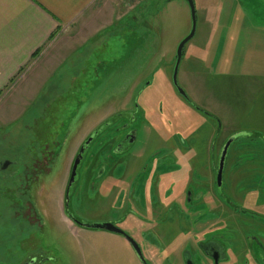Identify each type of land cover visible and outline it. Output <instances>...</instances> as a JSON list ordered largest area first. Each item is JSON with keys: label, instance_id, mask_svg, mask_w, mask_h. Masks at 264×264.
<instances>
[{"label": "rangeland", "instance_id": "374dc122", "mask_svg": "<svg viewBox=\"0 0 264 264\" xmlns=\"http://www.w3.org/2000/svg\"><path fill=\"white\" fill-rule=\"evenodd\" d=\"M135 1L140 0H127L125 8L130 9ZM193 3L195 31L183 46L177 82L191 95L193 103L210 113L217 112L220 119L212 120L192 103H186L171 81L177 45L191 28L186 0H142L135 11L116 21L93 43L69 55L35 99L18 96L16 103L24 105L21 117L0 127V162L11 163L5 171L0 169V193L7 194L13 187L23 188L24 174L20 173L13 182L9 173L24 171L22 163L42 158V153L54 161L49 164L47 186L61 188L76 144L86 134L91 133L87 136L90 138L97 129L102 132L89 141L79 165L81 175L76 187L80 193L85 188L88 182L83 185V170L95 147L103 144L98 156L103 164L98 173L92 174L88 190L86 205L92 212L80 217L87 223L115 222L124 210L127 212L130 205L126 196L132 180L131 197L140 203L144 197H151L150 187L155 185L161 171L170 172L169 177L175 172L176 179L173 176V181L164 186L174 188L179 172L183 171L181 160L175 159L181 154L180 148H184V154L188 147L192 155L204 161L212 127L215 131L218 128L222 135L241 133L228 149V165L234 159L262 156L264 0H193ZM73 60L79 61V66L72 67ZM129 129L135 130V139L125 146L120 157L111 148ZM220 133L212 141L218 142ZM212 144L216 145L208 143ZM117 156L119 162L110 167L108 164ZM129 162L123 185L121 177ZM194 172L201 177L198 168ZM190 186L200 197L210 194L204 185L200 189ZM179 188L174 192L172 189L175 200L180 195ZM4 203L7 200L0 198V210L7 212ZM213 214L211 210L205 217ZM194 217L192 214L190 220ZM7 226L10 227L9 222ZM165 230L164 240L152 241L156 250L176 242L173 230ZM59 231L74 241L64 225ZM74 243L77 251L72 264H142L120 234L81 228ZM150 254L151 250L145 255L151 258V264L170 262L168 258L158 263V257ZM171 260L173 264L176 261L173 257Z\"/></svg>", "mask_w": 264, "mask_h": 264}, {"label": "flooded vegetation", "instance_id": "af4514ba", "mask_svg": "<svg viewBox=\"0 0 264 264\" xmlns=\"http://www.w3.org/2000/svg\"><path fill=\"white\" fill-rule=\"evenodd\" d=\"M173 60L175 63V56ZM171 81L186 103H192L191 105L212 120L220 119L217 112L210 113L201 105L193 103L191 95L188 96L179 87L178 82L176 85L173 83L172 75ZM178 88L184 92V95ZM221 123H218V127H221ZM115 129L119 132L118 128ZM101 132V129L93 131L92 137L99 136ZM135 133V130L129 129L121 135L111 148L113 153L120 156L125 146L134 141ZM216 133H220L219 129L215 131L212 127L206 140L204 161L199 160L200 156L192 155L188 147L185 148L184 154H182L184 148H180L181 154L175 159L181 160L180 167L183 171L179 172L177 183L172 188L174 192V189L180 186L177 200L172 196V189L164 187L167 181H173L175 172L169 177L170 172L162 174L161 171L156 177L157 170H155L152 179L153 181L156 177L155 185L150 187L151 197H144L143 203L131 197L134 181L129 183L126 196L129 202L131 201L127 203L130 205L129 210L127 212L124 210L115 222L114 220L110 222L135 240L145 264H151V258L145 255L146 251L150 250V257L157 256L158 263L170 258L168 264H173L171 260L173 257L176 259L174 264H264V152L256 159L254 157L234 159L230 166L226 160L227 152L231 143L241 133L233 132L235 134L229 136L220 133L218 142L212 141ZM88 135L86 134L76 144L68 161L61 188L51 189L47 186L49 164L54 161H50L51 158L43 153L42 158L22 163L24 171L9 173L13 182L19 179L20 173H23L25 184L23 188H10L7 194L0 193V198L7 200V203H4L7 212L0 210V264H69V258L72 264L77 251V243L74 241L76 239L77 242L78 233L84 228L80 224L82 222L80 217L88 216L92 212L87 210L90 206L86 205L92 174L98 173V168L103 164L98 160L104 146L100 144L89 156L83 170V185L86 181L88 183L80 193L76 188L81 175L78 169L90 144L89 142L84 144ZM233 135L237 137L226 150L221 175L218 176L223 146ZM212 142L216 145H208ZM82 145H84L82 158L77 166L74 180L68 187L71 166ZM118 156L108 164L110 167L119 162ZM129 164L131 162L128 163L121 177L123 185L127 179ZM10 165L11 163L2 160L0 169L5 171ZM136 165L137 163L134 162L133 167L135 168ZM140 167L143 171L146 170L145 167L139 166V169ZM195 168L201 172V177L199 173L197 174L199 178L194 174ZM102 171L103 169L99 173ZM184 175L187 177H183ZM112 179L114 178H107V180ZM110 184L111 181H108V186ZM191 184L197 189L204 185L205 191L208 193V188L210 194L201 197L196 195L197 190L195 191ZM211 210L214 214L205 217ZM192 214H195V217L190 220ZM8 222L10 227L7 226ZM61 225L69 230L74 241L60 234ZM165 228L168 231L173 230L176 242L156 250L152 241L164 240L167 232ZM125 234L121 235L124 239ZM145 234H147L146 238ZM144 239L149 242H145ZM67 240H71V243ZM127 243L129 244L128 241ZM130 247L133 249L131 245ZM143 247L147 250L144 251ZM141 263L144 264L142 261Z\"/></svg>", "mask_w": 264, "mask_h": 264}, {"label": "crops", "instance_id": "0c3cea01", "mask_svg": "<svg viewBox=\"0 0 264 264\" xmlns=\"http://www.w3.org/2000/svg\"><path fill=\"white\" fill-rule=\"evenodd\" d=\"M126 1L0 0V127L21 117L20 94L35 99L69 55L142 2L126 9Z\"/></svg>", "mask_w": 264, "mask_h": 264}, {"label": "water", "instance_id": "95a60500", "mask_svg": "<svg viewBox=\"0 0 264 264\" xmlns=\"http://www.w3.org/2000/svg\"><path fill=\"white\" fill-rule=\"evenodd\" d=\"M189 11H190V18H191V28L189 33L179 41L177 48H176V52H175V63H174V67H173V72H172V80L173 83L176 85L177 81H176V75H177V70H178V66H179V62L181 59V54H182V49L184 44L193 36L194 31H195V8H194V3L193 0H186ZM179 92L181 94L184 95V92L179 89ZM92 137V135H91ZM90 138H88L86 140V142L84 144H88V142L90 141ZM237 137V135H233L231 136L224 144L223 146V150L221 153V161H220V165H219V172H218V176L221 175V171H222V166H223V160L224 157L226 155V150L228 148V146L230 145V143ZM84 151V145H82L73 161V164L71 166V172H70V177H69V182H68V187L71 185L72 181L74 180V176L76 174V169L78 164L80 163V160L82 158V153ZM81 226H83L84 228L87 229H98V230H105V231H109L112 233H116V234H120V235H124V231L115 226L114 224H112L111 222H102V223H85V222H80ZM125 239L129 242V244L133 247L137 257H139V259L145 264V261L143 260V256L141 254V251L137 245V243L135 242V240H133L130 236L125 234Z\"/></svg>", "mask_w": 264, "mask_h": 264}]
</instances>
